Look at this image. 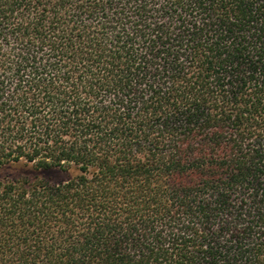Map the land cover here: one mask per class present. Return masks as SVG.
<instances>
[{
	"label": "trees",
	"instance_id": "trees-1",
	"mask_svg": "<svg viewBox=\"0 0 264 264\" xmlns=\"http://www.w3.org/2000/svg\"><path fill=\"white\" fill-rule=\"evenodd\" d=\"M0 264H264V0H0Z\"/></svg>",
	"mask_w": 264,
	"mask_h": 264
},
{
	"label": "rangeland",
	"instance_id": "rangeland-1",
	"mask_svg": "<svg viewBox=\"0 0 264 264\" xmlns=\"http://www.w3.org/2000/svg\"><path fill=\"white\" fill-rule=\"evenodd\" d=\"M28 173V169H25L23 167L21 168H14L11 170H7L5 172L2 173V176H19V175H23V174H27ZM45 177L51 179L52 181H59L64 179V176L62 174L59 173H48L45 175Z\"/></svg>",
	"mask_w": 264,
	"mask_h": 264
}]
</instances>
